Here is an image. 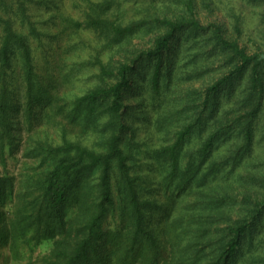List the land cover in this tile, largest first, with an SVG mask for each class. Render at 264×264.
I'll return each mask as SVG.
<instances>
[{"label": "trees", "instance_id": "16d2710c", "mask_svg": "<svg viewBox=\"0 0 264 264\" xmlns=\"http://www.w3.org/2000/svg\"><path fill=\"white\" fill-rule=\"evenodd\" d=\"M165 1H89L80 21L58 1L0 0V161L22 151L36 163L16 218L0 213L11 251L49 242L42 264H261L264 202L234 196L230 181L253 154L264 52L204 25L194 0H172L175 16ZM61 62L65 83L86 70L92 86L60 95ZM213 67L219 78L184 87ZM135 120L149 128L141 137ZM46 127H58V143ZM15 190L16 177L0 174L1 209Z\"/></svg>", "mask_w": 264, "mask_h": 264}, {"label": "rangeland", "instance_id": "374dc122", "mask_svg": "<svg viewBox=\"0 0 264 264\" xmlns=\"http://www.w3.org/2000/svg\"><path fill=\"white\" fill-rule=\"evenodd\" d=\"M53 1H58L61 12L66 16H71L75 20L82 21L83 13L89 1L96 2L98 0ZM166 1H168L166 4L170 5L168 9L165 10L166 15H181L180 7H177L172 0ZM170 1L171 3H169ZM194 2L197 15L204 25H207L210 22L221 24L225 27L227 36L231 39L237 40L240 46L244 47L248 53L252 54L259 51L264 52V0L261 2H250L249 0H194ZM36 10L37 9L33 8L35 15L39 16ZM160 11L161 13L164 12L162 10H159V12ZM45 15L46 13L44 16ZM128 16H130V13H128ZM41 19V17L40 19L38 18V20ZM41 29L42 31H50L53 33L61 31V28L59 30L55 29L53 26L48 27V25H43ZM88 35V32H84L82 36L85 37ZM139 41L141 45H144L145 40L139 39ZM54 48L55 47H53V49ZM34 53L37 64H39L38 66L42 67V50L36 48ZM212 69L211 72L208 71L207 74H203L199 81H196L191 85L185 84L184 87L201 89L205 84L219 78L223 73V70L220 67H213ZM54 74L58 88H60V95L69 92L79 94V91H85L92 86V82L85 80L89 76V72L86 70L83 73L72 74L69 83H65L64 76L66 70L63 68L62 62L61 64H58ZM69 76L71 77V75ZM246 84V79L235 81L236 99H240L246 94ZM175 85H177L176 88L180 87V84L177 82L174 83V86ZM179 93H181V91H179ZM171 99H173V96L171 97L170 95L167 100L172 103ZM130 101L131 100H128V102ZM131 103L134 102L131 101ZM167 104L165 105L167 106ZM62 122L67 126L66 129L71 137L79 134L78 132L80 131L78 128L68 125L65 121ZM134 124L138 131L140 130L139 137L144 135L149 129L142 123L140 124V120H135ZM46 129L53 137V140L58 143V127H46ZM253 135V154L240 166L237 174L233 176V179L230 181V185L233 189V195H238L239 199H249L251 202H264V104L258 118L254 122ZM25 140L26 138L22 141L24 142ZM21 149L23 150L24 146ZM35 165L36 163L34 161L26 159L23 156L22 151H19L15 155V159L7 157L5 164L0 161V174L9 173L16 177L15 197H12L11 203L6 204L3 209L0 208V213H5V216L9 220L13 218V214L14 218L17 216V208L14 207L16 205L17 207L22 205V203H19V194L21 193L20 181L22 180V176L30 171ZM205 193H207V191ZM151 194L153 195L152 197L158 201L159 205L165 203L166 198L163 193L162 196H157L154 192H151ZM188 200H191L189 193L185 196L181 205H184V202H187ZM258 233H261L262 239H264V216L259 223ZM18 246L19 247L15 248L16 250L11 251L8 245L0 243V264H42L43 257L47 255L51 249V243L49 242H42L40 245L33 247L32 249L24 244H19ZM257 253H260L258 257L259 263L264 264V246H262Z\"/></svg>", "mask_w": 264, "mask_h": 264}]
</instances>
